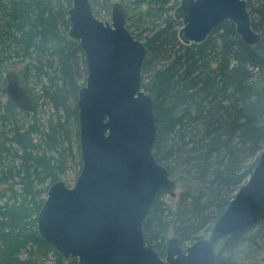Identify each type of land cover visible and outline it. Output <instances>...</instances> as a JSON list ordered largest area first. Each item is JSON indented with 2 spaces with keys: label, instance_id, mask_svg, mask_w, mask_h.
<instances>
[{
  "label": "trees",
  "instance_id": "16d2710c",
  "mask_svg": "<svg viewBox=\"0 0 264 264\" xmlns=\"http://www.w3.org/2000/svg\"><path fill=\"white\" fill-rule=\"evenodd\" d=\"M180 1L133 0L126 6L127 28L147 49L142 76L144 90L154 98V155L171 178L188 184L175 210L160 192L144 222L146 238L162 257L170 232L186 246L212 230L264 150V0H247L253 29L261 35L256 45L246 44L230 22L204 43L184 44L182 23L174 18ZM90 2L99 19L111 13L110 0ZM71 6L72 0H0V93L7 95L5 75L13 69L35 107L24 112L8 96L0 103V165L3 160L8 165L0 170V183H9L0 187V200L34 199V207L0 205V264H79L77 258H63L39 235L36 221V230L28 221L38 216L48 190L38 195L36 187L59 181L74 156V134L80 153L77 101L88 69L80 42L67 33ZM13 57L22 67L15 68ZM40 99L56 121L35 143L36 124L25 129L16 117L18 112L35 118ZM14 143L25 155L18 158ZM16 158L19 167L12 162ZM11 181L21 184V194ZM215 252L216 264H264V221L219 242Z\"/></svg>",
  "mask_w": 264,
  "mask_h": 264
},
{
  "label": "water",
  "instance_id": "95a60500",
  "mask_svg": "<svg viewBox=\"0 0 264 264\" xmlns=\"http://www.w3.org/2000/svg\"><path fill=\"white\" fill-rule=\"evenodd\" d=\"M174 18L182 23L184 44L204 43L225 22L246 44L261 41L247 0H181ZM68 20L88 69L77 101L82 168L73 187L62 180L49 187L37 217L39 235L79 264H216V244L264 221V150L209 237L186 246L173 237L160 256L144 222L157 195H174L177 182L154 155V98L142 76L147 49L127 28L122 3H112L111 21H103L90 0H72ZM5 79L8 98L33 113L18 74L9 71Z\"/></svg>",
  "mask_w": 264,
  "mask_h": 264
},
{
  "label": "rangeland",
  "instance_id": "374dc122",
  "mask_svg": "<svg viewBox=\"0 0 264 264\" xmlns=\"http://www.w3.org/2000/svg\"><path fill=\"white\" fill-rule=\"evenodd\" d=\"M132 1L133 0H110L111 4L118 2V3H122L125 7L129 6ZM255 2H256V0H255ZM106 13L107 12H104L102 14V16H100V18L103 21H111V13H109V14H106ZM62 28L64 30L66 29L65 27H62ZM69 31H70V29L67 31L68 34H69ZM12 63L13 64H19V65H14L16 69H18L19 67H22L21 62L16 57H13ZM9 70H13V69H9ZM81 82L83 83V81H81ZM0 88H1V85H0ZM33 92L35 93V95H39L40 94L39 93L40 91L37 88L34 89ZM6 99H7V95H4V94L0 93V103H1V105L5 104ZM16 118L19 121L20 125H22V127H24L25 129L29 128L33 124H36L37 132H34L33 135H32L35 143H40V140L44 138V135L46 133L50 132L51 123L56 121V116L54 114V110L51 108V106L44 105L43 104V100H41V99L37 103V109H36L35 118L32 117V116H26L23 113L20 114L18 112H17V117ZM78 130H79V128H78ZM74 133H75V130H74ZM72 146H73L72 150H73V155L74 156H69V158L67 159V162H66V167L63 168L61 170V173L59 174V176H60L59 180L64 181L68 187H73L75 185L76 179L78 177V172L80 171L79 163H78L79 162L78 155L81 156V147H80V140H79L80 153H78V148H77L78 147V143H77L75 134L73 135V145ZM11 148L18 154V156H19L18 158H20V156L25 155V152L22 151V149H20L17 144L14 143V145ZM28 153H30V152H28ZM36 153H37V151H35V153H32L33 156H34V154L36 155ZM18 158H16L14 161L12 160V162L15 163L14 166H17V167H19L21 165V163H22V161L20 159H18ZM11 159H14V158L12 157ZM6 163H7V161L6 162H5V160L2 161V163L0 165V170H7L8 165H6ZM10 184H14L13 189L16 190L19 194H21L20 190H21L22 186H21V184H19V182L16 181V184H15V181H11ZM52 184L53 183H51L49 181H47L45 183H39V185L36 187L35 191L38 192V195H40L42 193L41 191L45 190V188H47V186H48V189H49V187ZM7 185H9V183L7 181H4V182L0 183V187H6ZM187 186H188V184H180V183L177 182V188L175 190V194L171 195V194H168V193L164 192L163 193V200L166 202V204L169 207H171L173 210H175L177 208L178 203H179L180 195H181L182 191L185 190V188H187ZM46 197H47V193H46V195L43 194V196L41 198H45L46 199ZM12 198L13 197L7 198L6 196H3V198L0 200V205L4 206V204L8 202L10 206H15L17 208H26L27 205L30 206V207H34V205H33L34 199H31L30 197H27V196L20 197L19 196V197L15 198V199H12ZM33 211L34 210H32V213H33ZM37 217L38 216H36L35 213H34L32 218L28 220L29 221L30 230L31 229L36 230L34 223L36 221V224H37ZM37 230H38V226H37ZM210 233H211V231L206 233V234H204L202 239L208 238ZM173 237H174L173 232H170L167 235V239L168 240L173 238ZM22 257L26 258L27 257V253H23ZM51 260H53V257L52 256L48 257L47 261H51Z\"/></svg>",
  "mask_w": 264,
  "mask_h": 264
},
{
  "label": "bare ground",
  "instance_id": "6f19581e",
  "mask_svg": "<svg viewBox=\"0 0 264 264\" xmlns=\"http://www.w3.org/2000/svg\"><path fill=\"white\" fill-rule=\"evenodd\" d=\"M9 71H14V70H9ZM9 71H8V72H9Z\"/></svg>",
  "mask_w": 264,
  "mask_h": 264
}]
</instances>
